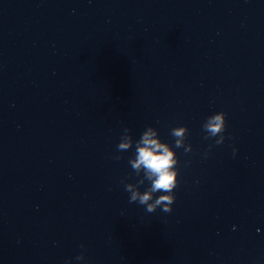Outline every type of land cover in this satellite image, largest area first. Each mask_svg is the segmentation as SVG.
Returning a JSON list of instances; mask_svg holds the SVG:
<instances>
[{
    "label": "water",
    "instance_id": "95a60500",
    "mask_svg": "<svg viewBox=\"0 0 264 264\" xmlns=\"http://www.w3.org/2000/svg\"><path fill=\"white\" fill-rule=\"evenodd\" d=\"M148 126L170 213L125 191ZM0 264H264V0H0Z\"/></svg>",
    "mask_w": 264,
    "mask_h": 264
},
{
    "label": "clouds",
    "instance_id": "9594fccd",
    "mask_svg": "<svg viewBox=\"0 0 264 264\" xmlns=\"http://www.w3.org/2000/svg\"><path fill=\"white\" fill-rule=\"evenodd\" d=\"M226 113L216 112L208 116L203 123L205 132L204 139L218 137L216 145L224 142L227 121ZM171 136L174 138L175 148H183L185 154L192 151V145L186 144L189 129L186 125L177 126L171 129ZM134 147V154L129 158V165L134 174L139 179L135 183H124L125 191L130 193L129 203H139L145 207L148 213H153L160 208L165 213L172 212L173 204L176 200L174 190L180 183L178 167L179 159L174 147L160 139L158 129L148 126L140 135L138 140H134L131 130L127 127L123 129L120 141L117 145L118 152H124ZM237 150L234 148L233 153ZM114 159H121L119 155ZM141 173L143 175H141ZM148 182L146 190L141 191L142 185ZM157 193H162L156 195ZM83 248V245H81ZM77 260H84L83 253L76 257Z\"/></svg>",
    "mask_w": 264,
    "mask_h": 264
}]
</instances>
